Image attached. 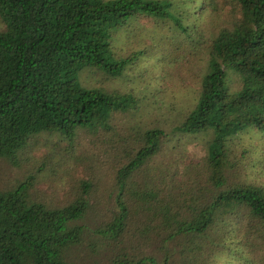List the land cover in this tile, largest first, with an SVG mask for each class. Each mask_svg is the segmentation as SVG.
I'll return each mask as SVG.
<instances>
[{"label":"trees","instance_id":"1","mask_svg":"<svg viewBox=\"0 0 264 264\" xmlns=\"http://www.w3.org/2000/svg\"><path fill=\"white\" fill-rule=\"evenodd\" d=\"M142 18L166 32L143 97L145 51L115 45ZM0 20V160L42 133L97 149L62 203L34 189L47 159L0 187V264H264L239 144L264 136V0H0Z\"/></svg>","mask_w":264,"mask_h":264},{"label":"rangeland","instance_id":"2","mask_svg":"<svg viewBox=\"0 0 264 264\" xmlns=\"http://www.w3.org/2000/svg\"><path fill=\"white\" fill-rule=\"evenodd\" d=\"M0 27H3L1 20ZM165 35L166 32L161 30L154 22L149 21L147 18H142L138 26L132 25L126 31L121 32L115 41L117 49L121 52H129L131 50L145 51L142 62L136 66V77L133 79L138 87V96H147L150 88L154 91V86L149 81L146 84H140L138 75L144 69H147L146 71L151 73V64L160 56L157 52L159 49L158 41ZM119 82H122V80H118ZM183 82L185 84L188 83L184 79L178 86H183ZM178 86L173 83L168 90L169 95L163 96L162 94H156V101L160 98H171L173 96L171 92L173 94L175 93L178 98L183 97V94L181 95L179 93L180 91H178L180 90ZM144 116L142 114V117ZM56 136L49 133H42L35 137L29 145L31 148L26 147L20 154L19 166H13L8 161L0 160V187L3 186L2 188H4L5 186H9L10 183L8 182H13L16 176V178L23 179L24 174L27 172H38L37 167L47 159V164L44 169L41 170L38 176L36 175L38 182L35 184L34 189L38 195L54 203H62L66 200L68 190L71 188L66 183L67 177L64 175V171L66 169L71 170V172L74 171V175L76 176H82L83 172L89 175V164L95 161L97 149L91 144L89 136L80 137L79 140L77 139L74 142L72 147L66 140L56 138ZM240 140L242 142L239 143L240 145H245L248 141L252 142L251 149L246 153V158H249L251 164L246 168L249 179L255 182L264 180V136L247 131L240 135ZM195 142L196 145L192 149V152L195 157H199L204 147L198 140ZM93 173L96 174L95 172ZM56 178L58 179V184L60 183L62 185L61 188L53 184Z\"/></svg>","mask_w":264,"mask_h":264}]
</instances>
